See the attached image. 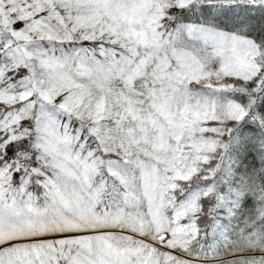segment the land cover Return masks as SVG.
Masks as SVG:
<instances>
[{"label":"snow or ice","instance_id":"1","mask_svg":"<svg viewBox=\"0 0 264 264\" xmlns=\"http://www.w3.org/2000/svg\"><path fill=\"white\" fill-rule=\"evenodd\" d=\"M0 264H264V0H0Z\"/></svg>","mask_w":264,"mask_h":264}]
</instances>
